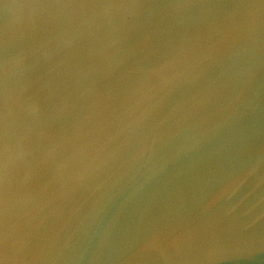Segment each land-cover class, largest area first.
I'll return each instance as SVG.
<instances>
[{"label":"water","instance_id":"95a60500","mask_svg":"<svg viewBox=\"0 0 264 264\" xmlns=\"http://www.w3.org/2000/svg\"><path fill=\"white\" fill-rule=\"evenodd\" d=\"M0 264H264V0H0Z\"/></svg>","mask_w":264,"mask_h":264}]
</instances>
